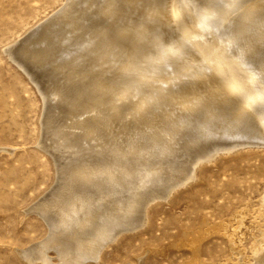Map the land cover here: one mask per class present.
I'll use <instances>...</instances> for the list:
<instances>
[{"label":"rangeland","instance_id":"rangeland-1","mask_svg":"<svg viewBox=\"0 0 264 264\" xmlns=\"http://www.w3.org/2000/svg\"><path fill=\"white\" fill-rule=\"evenodd\" d=\"M121 1L123 3L125 1L126 2L124 4L122 3L121 4L122 6H119L120 5L119 2H121ZM121 1L117 0V2L114 1L111 4H108V0H104V1L102 0V2H101V0H72V1L70 0L69 5H68L69 7L68 6L65 7L67 9V10L66 9L64 10L65 13L62 12L59 15L55 16V18L54 17L50 18L51 22L49 21L50 20L49 19L47 21V23H45V25L43 24L42 26H40V24L46 18H49L56 10L61 8V6L64 5V3L66 2V0H0V264H25L23 257L18 253L16 248H23V247L26 248L32 244H36L37 242H39L40 240H42L44 237L47 236L50 225L48 224L47 221H45V219L42 216L47 213L48 217H50L52 219L51 223H54V222L56 223L58 218L60 217L59 215H61V213L63 214V211H66L65 208L68 207L69 202L73 198L80 197V196L83 197L84 194H88L87 192L92 191L94 189V186L92 184L94 179H92V181L86 180L85 178H83L84 175H82L80 173L79 169H82V168L85 169L86 167H87L86 169H88V170L95 169L97 174H94V178H97V176L100 177V175L102 176V174H103L102 170H100V169H103L106 166L114 169L116 167V165L117 166L119 165L120 167L128 169V170H130V168L132 167L134 172H132V169H131L130 173L126 175V176L130 175V176L125 177V179L126 178L127 179L126 180L123 179V181L128 182L130 179L134 181V177L137 178L139 176L137 173H140L139 171H142L144 168V167H142V165H138V163L139 164L141 163V161H140L141 157H138L140 151L149 150L151 147L153 148V146L158 148V146L164 144L165 141L171 142V143H176L178 141L176 144H173V145H176V146L177 145L178 146L184 145L188 141L192 140V138L194 139L195 138L194 135L197 136V135L203 134L204 128H206L208 126H216L217 122H220L221 119L224 120L225 118H227L226 116H229L230 118H233V119L236 117V115L232 112L233 110H231L228 113L229 110H227L226 108L230 107L229 105L231 103L228 104V102H226V101H225L226 102L225 103L222 100L223 95L222 96L221 95L216 96V101L215 100L212 101V97H209V95H208L207 96L208 98L204 97L205 99L207 98L206 100L204 98H202V100H201L202 104L194 107L195 109L194 108H186V107H183L181 105V103L179 102V99L182 96V95H179L180 91L182 93L184 90L187 89L189 91H185V92H188L189 96L191 95V93L195 94V95H193L194 97L192 95L190 97H188L190 100H193L195 98V96H197V94L199 95L201 92L202 93L204 92V94L207 95V94L211 93L213 90V88L208 85V84H210L209 81H207L208 83L201 82L200 81L201 77H199V76L180 77L179 79L178 78L174 79V81H172V82L170 81V83H169L170 85H168V84L165 85L162 83V77H164L167 73H170V72L174 73L176 71H181L184 64L187 65L189 68H192V69L193 68L198 69L199 66H201V64H202L201 60L199 59L198 56H195V54H194V51L196 50L195 47L189 46L188 41H184L182 39V33L177 30L179 32L178 33L175 30L176 28L174 29V28L170 27L171 23H169L168 21H166V20L162 21V22L160 21L159 23L157 21L156 22H150L149 21L150 24H152V25L154 24V26H156V27L152 26L150 29H148L147 33L146 32H145L146 34L144 33L145 37H149L150 36L149 34L154 35L156 30L162 29V40H163V42H168L169 39L171 40V39L175 38L173 40L174 41L178 40L177 42L179 43V45L181 47L183 46L182 48H184V51L178 56L175 55V53H174V54L169 55L165 59H161L158 61L157 60L154 61L155 58L152 55L143 58L142 55L140 54V51H143L145 49L146 50H148V49L153 50L154 49L153 51L159 50L158 44L157 43L150 44L149 42L144 43V42H141L140 40H138V41L134 40L133 37H135V36H133V35H135V33L137 32L135 27L125 29V32L123 34H120V31H121V29H124L128 25V22L133 21V20L138 21L137 18H139V20H141V21L143 20V21L147 22L149 17L155 16V13L148 11L146 8H141L139 2L133 3V2H130L129 0H121ZM198 1L201 3L199 4V2H197V0H196V3H198V6L192 9V11L194 13L197 12L199 14L200 12H202L204 10L203 4H205L206 2L209 6H211V5H215V7L218 6V8H217L218 12L216 11L215 13H213V15H211L209 17V19L211 21L209 19H206L207 22L209 21L208 24L211 23L213 26L212 28L213 29L215 28V30H216V31L208 34V37H210L212 35L215 36L216 34L226 35L233 30V29L231 30L228 28H232L233 26H239V25L241 26L242 25V28L244 31H247V32L249 31L248 32L249 34L252 32L253 33L250 34V39L244 38L245 39L244 40L243 36H240V33L237 32L238 40L230 43V49L236 48L235 44H240V45L244 46L246 43L247 45H245L244 47H247L248 45H249L248 47H252L253 44H256L257 48L255 50L252 51V49H248V50H246L247 52L245 54L239 53V56L242 57L243 59H245L246 61H248V64L251 67H252V63L253 64L257 63V61H260V60H262L261 62H263V65H264V59H263L264 58L263 57L264 51L262 50V48L264 49V47H263L264 44H262V43H264V37H263L264 36V33H263L264 32V17H261V16H264V14H263L264 10L263 9L261 10V8L259 7L262 5L261 7L264 8V4H263L264 0L261 1L262 3L260 2L259 4H256V5L253 3L255 0H253V2H252V0H249L248 2H247V0H241V1L238 0L239 2L237 1L238 4H236L237 7L234 3H232V7L234 8V10H232L233 14L230 13V15H232L233 17L235 16V17L233 19H231L232 16L229 17V19H227L228 24L226 21H225V23L222 24L219 20L220 11L226 5V2H225L226 0H224V2H223V0L222 1L216 0V2H215V0H213V1L212 0H207V1L206 0H198ZM245 2H246V4H245ZM78 3H79V5H78ZM222 3H223V5L224 4L225 5L223 6ZM251 3H253V5ZM80 4H81V6H80ZM241 4H242V6H239ZM114 5H116V6H114ZM130 5H132V7H130ZM247 5L249 7L248 10L245 9V7H247ZM95 6H97V7H95ZM220 6L221 7L223 6V7L221 8ZM124 7H128V9L125 8L126 9L125 10ZM135 7H137V8H135ZM254 7L255 8L257 7L258 10H257V8L254 9ZM81 8H82V10H79ZM97 8H100V9H97ZM120 8H122L123 10H121ZM250 8H253V9H250ZM118 9H120V10L118 11ZM143 9H144V11H143ZM96 10H97V12H95ZM128 10L130 12L129 14L127 13ZM106 11H108L109 13H107ZM120 11L124 12V14ZM248 11L249 12L254 11L255 13L254 12L249 13ZM85 12H87V14ZM165 12L164 13L167 15L168 11L165 10ZM242 12L244 14V17L247 15L246 18H244L243 15L241 16ZM260 12L262 14H260ZM116 13H117V15L118 14L119 15L117 16ZM256 13L257 14L259 13V14L257 15ZM127 14H128V16H127ZM185 14H186L185 16L187 17L188 12L186 11ZM98 15L100 16V18ZM137 15H139V16L137 17ZM255 15H257L259 18L261 17L260 20ZM77 16H78V18H77ZM116 16H117V18H115ZM134 18H136V19H134ZM143 18H145V19H143ZM247 18H249L251 21ZM251 18L254 21H252ZM59 19H62V20H59ZM235 19H237V20H235ZM201 20H203V19H201ZM230 20H232V21H230ZM246 20L248 22H246ZM237 21H238V23H237ZM262 21H263V23H261ZM62 22H64V25ZM79 22H80V24H79ZM244 22H246V23H244ZM65 23H67V25L69 27ZM69 23H70V25H69ZM258 23H259V26H258ZM58 24H60V25H58ZM83 24L86 26H84ZM220 24H222V26H220ZM87 25L88 26L92 25L93 27L95 25V27L94 28L92 26L88 27ZM162 25L166 29L163 28ZM225 25H226V28H225ZM256 25L258 26V28ZM76 26H78V27H76ZM106 26H108V27H106ZM137 26H138V24L136 25V27ZM240 26H239V28H240ZM87 27H88V31H87ZM109 27L112 29H110ZM157 27H159V28H157ZM261 27H262L263 31H262ZM67 28L68 29L70 28L69 29L70 32ZM83 28L85 29V31L83 30ZM107 28H108V30H107ZM249 28H250V30H249ZM225 29H226V31H225ZM166 30H168V31L166 32ZM41 31H43V32L41 33ZM65 31H67V32H65ZM96 31L98 32V34ZM56 32H58V33H56ZM106 32H108V33H106ZM152 32H153V34H152ZM260 32H262V33H260ZM166 33H169L170 35L169 34L166 35ZM214 33H216V34H214ZM52 34L54 35V37L55 36H57V37L54 38L52 36ZM79 34H81V35H79ZM88 34H89V36H88ZM92 34H93V36H92ZM128 34H129V36H128ZM45 35H46L47 39L44 37ZM130 36H132V37L130 38ZM164 36L167 38H165ZM32 37H34L35 39ZM42 37H43V42L41 39ZM62 37L65 38V41L62 40L63 39ZM109 37L112 39H110ZM39 38H40V41H39ZM72 38H74L76 40H74ZM77 38H79L81 40L78 39V41H77ZM106 38L108 40H106ZM50 40L52 43L49 42ZM58 40H60V41H58ZM70 40H72V43ZM86 40H88V41H86ZM125 40H127V41L123 42ZM76 41H77V43H76ZM80 41H81V43H80ZM120 41H121V43H120ZM239 41H240V43H239ZM241 41H243V43ZM39 42H41V43H39ZM44 42H45V45H44ZM69 42L71 44V47H70ZM93 42H95V43H93ZM42 43H43V45H42ZM57 43H61V45L57 44ZM78 43H80V45H82V47ZM16 44H18V45L16 46ZM65 45H66V47H64ZM97 45L98 46L100 45L101 47L100 46L98 47ZM115 45L118 48H116ZM33 46H35L36 48ZM43 46H45L47 48L44 47V49H43ZM72 46H74V47H72ZM113 46L116 49H114ZM78 47H81V49ZM109 47H110V49H108ZM111 47H112V49H111ZM185 47H187V49ZM52 48H54V49H52ZM68 48H70V49H68ZM32 49H33V51H32ZM77 49L80 51H78ZM131 49L133 50V53H132ZM38 50L40 51V53ZM56 50H58V51H56ZM93 50H94V52H92ZM106 50H108V51L111 50V51L108 52ZM115 50H117V51H115ZM76 51H78V52H76ZM83 51H84V53H83ZM43 52L45 53V55ZM97 52H98V54H97ZM192 52H193V55H191V56H193V57H191V58L195 57V60L191 61V59H189V61H188V58L190 57L189 54ZM52 53H53V55L50 56ZM55 53H57L59 56ZM82 53L86 54L87 56L85 55L86 56L85 57ZM102 53H103V55H102ZM114 53H117V54H114ZM113 54L115 55V57ZM124 54H126V55H124ZM127 54H129V55H127ZM137 54H139V55H137ZM23 55H24V57H23ZM109 55H110V57H109ZM132 55L135 57H133ZM245 55H247V56H245ZM20 56H21V58H20ZM79 56H81V58ZM258 56H260L261 58ZM82 57H84V58L82 59ZM122 57H124V58L122 59ZM130 57L131 58L133 57V59H131V61H130ZM247 57H249V58H247ZM255 57L258 58L257 61L256 60L254 61L252 59ZM28 58H30V59H28ZM57 58H58V60H56ZM117 58H120V60H118ZM26 59H28V60H26ZM94 59H96V60H94ZM124 59H126V60H124ZM121 60L125 61V63L122 62ZM33 61L36 63H34ZM41 61H42V63H41ZM83 61H86V62L83 63ZM95 61H96V64H95ZM135 62H136V64H134ZM25 63L27 65V67L25 66ZM91 63L93 65H91ZM104 63L111 66V68L107 65L105 66ZM138 63H140V64H138ZM63 64H65V65H63ZM74 64H77V65L75 66ZM99 64H101V65H99ZM72 65H73V67H72ZM78 65H80L81 67ZM83 65L85 67H83ZM94 65L96 67V70H95ZM117 65H119V66H117ZM123 65L125 67H123ZM40 66H41V68H40ZM65 66H68V67H65ZM77 66L80 68H78ZM91 66H92V68H91ZM135 67L137 68V70L138 69L139 70L136 71ZM84 68H87V69H84ZM133 68L135 71L133 70ZM172 68H175V70L174 69L172 70ZM41 69H43V70H41ZM34 70H36V71H34ZM66 70H67V72H66ZM140 70L151 71V72L156 73V75L154 77L139 78V76H137V75H138ZM46 71L48 73H46ZM58 71H60V72L62 71V72L60 73ZM89 71H91V72H89ZM110 71H111V73L112 72L113 73L115 72V73L111 74ZM124 71H126L125 74H124ZM133 71H134V73H133ZM218 71L222 73L223 70L219 69ZM86 72L88 73L89 76L87 75ZM83 73H84V75H83ZM257 73L261 74V75L263 74V77H264V69H262V68L257 69ZM38 74H40V76H38ZM80 74H82V75H80ZM41 75H43V77ZM53 76H56V78ZM66 76L67 77L69 76V77L66 79ZM73 76H74V79H72ZM82 76H83V78H81ZM92 76L94 77V80L90 81V79H93ZM108 76H109V78H108ZM117 76H119V77H117ZM122 76H124V78ZM89 77H90V79H89ZM106 78H108V79L105 80ZM47 80H48V82H47ZM74 80H76V81H74ZM83 80L84 81L87 80V81L84 82ZM88 80L90 81L89 82L90 84H88ZM111 80L113 83H110ZM116 80H118L117 81L118 83L116 82ZM125 80L127 82L128 81L129 82L125 83ZM133 80L135 82L137 81L136 82L137 84H135V82H133ZM131 81L133 82L132 84H130ZM51 82L52 83L56 82V83L52 84ZM92 82H94V83H92ZM102 82H104L105 84ZM106 82L108 85L106 84ZM115 82L117 83L116 85H115ZM188 83H189V85H188ZM54 84H56V85H54ZM111 84H114V86L113 85L111 86L112 89L110 88ZM127 84L128 85L130 84L132 86L131 87H130V85L127 86ZM182 84H183V86H182ZM75 85H76L77 90H75ZM104 85H105V87H103ZM123 85H125V86H123ZM151 85H153V87ZM162 85L165 86V90H164L165 94L163 93L162 95H160L159 96L160 98L158 97L157 99H153V95H155L158 92L157 90H159V88H160L159 86H162ZM46 86H47V88H46ZM66 86H69V87L67 88ZM90 86H91V88H90ZM97 86H99V88ZM106 86H108V88ZM135 86L140 87V88H137ZM156 86L158 87V89ZM166 86L168 88H166ZM173 86H174V88H173ZM96 87L98 88V90L96 89ZM151 87L154 89H152ZM103 88H105V89H103ZM115 88H116V90H114ZM133 88L134 89L137 88L139 92L137 91V89L133 90ZM141 88H143V89H141ZM178 88H181V89H178ZM190 88H191V90H190ZM40 89H41V91H40ZM52 89H54V90H52ZM94 89H95V91H94ZM144 89H145V91H144ZM146 89H148V90H146ZM172 89H174V90H172ZM182 89H183V91H182ZM192 89L196 90L195 92L197 94L195 92H193ZM140 90L141 91L143 90L144 92L142 93ZM50 91H51V93H50ZM82 91H84L85 93ZM99 91L102 92V93H100L102 96L104 95L105 92H106V94L103 97H101L99 94ZM103 91H105V92H103ZM107 91H109L108 92L109 94L107 93ZM126 91H128V92L126 93ZM147 91H149L151 93H148ZM199 91H201V92H199ZM96 92H98V93H96ZM131 92H133V93H131ZM46 93H48V94H46ZM57 93L59 95H54ZM139 93H140V95H138ZM144 93L147 94L148 96L145 95ZM50 94H52V95H50ZM142 94L144 96H146L147 98L144 97ZM47 95H50V96H47ZM69 95H70V97H69ZM79 95H81V96H79ZM176 95H177V97H176ZM72 96L74 98H72ZM93 96H95V97H93ZM96 96H98V97H96ZM110 96L113 97L114 99L111 98ZM120 96H121V98H120ZM137 96H140V97H137ZM172 96H174V97H172ZM104 97L105 98L107 97V99H104ZM143 97L146 99L145 102H141V99L145 100ZM55 98H56V100H55ZM137 98L138 99L141 98V99L137 100ZM162 98L163 99L165 98V99L163 100ZM210 98H211V100H210ZM48 99H50V100H48ZM66 99H68V100H66ZM74 99H75V101H74ZM91 99H92V101L94 99V101L92 102ZM147 99L150 101V104H148L149 101H147ZM86 100L89 101V103ZM107 100H108V102H107ZM156 100L158 102H156ZM207 100H209V101H207ZM49 101H52V102H49ZM98 101H99V103H98ZM133 101L136 102L135 105L137 104V107H134L135 105L133 106V103H134ZM166 101H168V103ZM203 101H204L205 105L203 104ZM70 102H73V103H70ZM79 102H80V104H79ZM111 102L114 104H112ZM171 102H173V103H171ZM175 102H177V103L175 104ZM93 103H94V105H93ZM107 103L110 107L107 105ZM118 103L120 104V106ZM152 103H154V104H152ZM83 104H86V105H83ZM125 104L128 106L126 107ZM130 104H131L132 108H131ZM141 104L143 105V108H142ZM155 104H157V108H159V109L161 108L162 110L160 109L161 111L157 112V110H159V109L156 108ZM165 104H166V107H165ZM172 104L175 107H173ZM92 105L94 106L93 108H92ZM116 105L119 107H117ZM121 105L122 106L125 105L124 106L125 109ZM159 105L160 106L162 105L165 108H163L162 106L159 107ZM222 105H223V107H222ZM227 105H228V107H227ZM84 106L86 109L84 108ZM169 106H170V108H169ZM210 106L214 109H212ZM176 107L178 109H176ZM179 107H180V109H179ZM203 107L205 108V110L203 109ZM50 108H51V110H50ZM52 108H53V110H52ZM117 108L119 109V111ZM120 108H122V110H125V111H122ZM127 108L128 109L131 108V111L133 110V112H131L130 110H129L130 112H128ZM154 108H156L157 110ZM173 108H175V109H173ZM83 109H84L85 113H84ZM138 109L143 114L140 113L138 111ZM148 109H150L151 112ZM202 109L205 111L204 114H203ZM95 110L97 112H95ZM126 110H127V112H126ZM168 110H170V111H168ZM180 110L181 111L183 110V111L181 112ZM197 110H198V113H197ZM117 111L119 113H121V112L122 113L119 114V113H117ZM144 111H146L147 113ZM154 111H155V113H154ZM165 111H167V112H165ZM177 111H180V112H177ZM208 111H210V113L216 112V114H214L216 116L213 117V115H212V117H208L210 119L207 120V118H204V117H206V113H208ZM48 112L51 114L47 115ZM104 112H106V113H104ZM125 112H126V114L123 117ZM152 112L156 115H157V113H158V115H160L159 117H158V115L156 116V117H158V120L155 117V115H152V117H151ZM199 112H201V113H199ZM59 113H60V116L58 115ZM67 113H68V115H67ZM71 113L73 116L71 115ZM94 113L96 114V116ZM97 113H99V114H97ZM138 113L140 115H138ZM159 113H162L163 116H161V114H159ZM176 113H178V114H176ZM146 114L148 117V123H147ZM165 114H166V117L164 116ZM186 114H188L189 117L186 116ZM190 114H192V117L190 116ZM228 114H230L231 116ZM133 115H135V116H133ZM169 115H170V118H169ZM119 116H121L120 117L121 119H119ZM126 116L129 120H131L132 117H133L132 120H134L138 116H140L139 117L140 119L136 118L133 122L131 120L132 123L130 124V122L127 118L126 119L128 120L129 123L127 121L125 122L126 119L124 120V118ZM181 116L184 117L183 120H182ZM223 116H224V119L222 118ZM69 117H71L72 119ZM99 117H101V119ZM105 117H107V118H105ZM164 117H165V119H164ZM46 118H48V119H46ZM56 118H58V119H56ZM122 118H123V120H122ZM151 118L152 119L154 118L155 119V120L153 119L154 121L157 120L158 123L152 121ZM173 118H174V120H173ZM192 118H194L195 120L194 119L191 120ZM202 118H204L205 120ZM240 118L244 119L245 116L241 115ZM73 119L76 121H78V120H80V121L75 122ZM137 119L140 120L142 122V124L139 123V125L137 126L136 124H138V122H139ZM167 119H168V121H166ZM178 119H180V120H178ZM214 119H216V121ZM52 121H53V123H51ZM113 121L115 123H113ZM118 121H119V123H118ZM120 121H122V122H120ZM149 121H151L152 127L149 125V123H150ZM176 121L178 123H174ZM48 122H50L51 125ZM160 122H161V125H160ZM206 122H209V123H206ZM211 122H212V124H211ZM69 123H70V125H69ZM76 123L77 124L81 123V124L77 125L78 126L77 127V126H75ZM120 123H123V125L120 126L119 125ZM127 123L130 126L133 124L134 126H136V129H134L133 125L130 127ZM173 123L176 127L173 125ZM204 123L206 124V126ZM47 124H48V126L46 127ZM62 124H64V125H62ZM116 124L120 126L119 127L120 131H119V129H116L118 127V126L116 127ZM124 124H127V125H124ZM184 124L185 125L187 124V126H190V127H187ZM197 124L199 125L198 127H197ZM55 125H58V126L55 128L54 127ZM100 125H102V126H100ZM141 125H142V127L143 126L145 127V130L143 129L144 127L141 129ZM154 125L156 127L158 125L159 126V127H157L158 129ZM165 125H166L167 129H169V131L165 128ZM71 126H73V127H71ZM79 126H81V127H79ZM124 126H126L125 129L128 126L127 130L130 129V131L125 130ZM139 126H140V129L138 128ZM146 126H148V127H146ZM168 126H169V128H168ZM179 126H180V128H179ZM48 127L50 129H52V128L53 129L50 130ZM63 127H64V129H63ZM87 127H88V129H87ZM171 127H173V128H171ZM47 128H48V132H47ZM111 128L112 129L115 128L116 130L115 129L114 130L116 131V133L114 130H111ZM121 128H122V130H121ZM146 128L149 129V131L147 130L149 132L148 134L146 133L147 132ZM152 128H153V131H151ZM164 128L167 131L166 132L164 130V132L167 134H165L163 132ZM77 129L79 130L78 132H77ZM161 129H162V131H160ZM136 130L139 133V135L136 132ZM140 130L141 131L143 130V134L141 133ZM154 130L156 131L157 135H154V137H152L153 139L152 138L150 139V137L153 136V134H155ZM194 130H196V131H194ZM57 131L60 133H57ZM61 131H64V132H62L63 134L61 133ZM117 131H119V132H117ZM133 131H135V132H133ZM144 131H145V133H144ZM228 131H230V130H228ZM228 131H223V130L221 131L220 130L219 134L217 136H220V137L222 136L226 139L225 136H227L226 134H228L227 133ZM53 132H56L58 135L56 133L54 134ZM91 132H92V135H91ZM128 132H130L129 135H128ZM157 132L159 133V135ZM70 133H71V135H70ZM189 133L190 134L192 133V134L190 135ZM46 134H47V138H46ZM82 134H85V135H82ZM131 134H133V135H131ZM172 134H173V136H172ZM180 134H182V135H180ZM184 134H186V135L184 136ZM223 134H224V136H223ZM241 134L245 138L248 136L249 137L252 136V138H253L255 135H256V137H254L255 138L254 142L246 143V144H240V145H238L232 149H228V150H226V149L223 151L219 150L215 154L211 155L210 158L208 156L207 157L208 159L205 158V159H203V161H200L197 164V166L195 167L194 176L190 177L191 179L189 178L190 180L189 179H187L186 181L184 180L185 183L184 182L180 183L176 187V189L172 193H170V195L169 194L167 195V197H162V198L160 197V198L154 199L149 204V206L147 208V219L142 225L136 226V228L135 227L134 228H128L127 230L125 229L124 231H122L113 241L107 242V244L104 246V248L102 249V251L100 253V257L97 258L98 259L97 261H96V259H93V258L91 259V257L90 258L87 257L84 260V264H225V262H226V264H232L233 262H238V264H247V263L248 264L249 263L250 264L251 263L256 264V262H257V264H259L258 262H259V259L261 257H262L261 259L264 262V256L262 255V254H264V249L261 250V252H262L261 254H258V255H260L259 258L257 255H256L257 257L255 256L253 251L251 252V245L252 244L259 245L258 244L259 242H261V243L264 242V233H263L264 232V206H261V201L264 200V142L263 143L261 142V139L259 138L258 132L253 134V133H249L247 131H242ZM50 135H52V136L54 135L53 137L51 136L52 138L50 137L52 139V141L49 138ZM75 135L77 137H75ZM134 135H136V136H134ZM137 135L139 137L140 136H142V137L139 138ZM96 136L98 139L96 138ZM170 136H172V137H170ZM181 136L183 137V139H181L182 138ZM59 137H61V138L63 137L62 138L63 140ZM135 137H137V138H135ZM169 137L172 139H170ZM178 137L180 140H178ZM58 138H59V140H58ZM85 138H86V140H85ZM124 138H126V139H124ZM160 138L163 141L160 140ZM44 139H49V140L47 141ZM76 139H78V141H76ZM139 139H141V140H139ZM156 139H157V141H155ZM188 139H190V140H188ZM123 140L125 141L124 143H123ZM133 140H134V142H132ZM152 140L154 142L153 144L151 143ZM169 140H174V141L172 142ZM181 140H183L184 144L182 143ZM53 141L57 143V144H53L54 147H53V145H50V144H52ZM96 141H98V142H96ZM42 142L44 144L42 146H44V147L41 146ZM47 142H49L48 143L49 145L47 144ZM100 142H102L103 146L100 144ZM119 142H121L122 145ZM255 142H257V143H255ZM66 143H67L68 147L71 146V148H68L66 146L67 150L68 149L71 150L73 147H75V149H73L72 151L68 150L70 153L67 150L62 149V148H60V150L57 149L58 150L57 154L60 153V151H61V154H58V156H60V155L61 156L58 158L57 154H54V153H56L57 150L56 151L53 150L54 151L53 152L52 148L55 149V146H57V145L59 147L60 146L63 147L64 145H66ZM72 143H73V145H72ZM85 143H86V145H85ZM88 143H90L89 144L90 146L88 145ZM93 143H95L96 146L93 145ZM96 143H98L100 145H98ZM125 144H129L128 147L130 146V148H128L127 145H125ZM150 144L153 146H150ZM157 144H159V145L157 146ZM131 145L135 149L139 148V149H137L138 151L137 150L135 151L137 153H134L135 149L134 148L132 149ZM194 145H196V144H194ZM83 146L85 149L83 148ZM87 146H88V148H86ZM123 146L126 147V149L123 148ZM46 147H48V148H46ZM66 147H63V148H66ZM79 148L81 149V151ZM156 148H155V150H156ZM92 149H94V150H92ZM97 149H98V151H97ZM64 150L67 152H65ZM115 150H116V152H115ZM131 150H133V151H131ZM86 151H89V152L91 151V152L89 154H87L88 152H86ZM99 151H101V152H99ZM126 151H128V152H126ZM71 152L72 153L74 152V153L72 154ZM66 153H68V154L66 155ZM74 154H75V156H74ZM119 154H120V156H119ZM196 155H199V154H196ZM65 156H67V158ZM68 156H71L70 159H68L69 158ZM81 156H82V158H79ZM61 157H65L62 159H63L66 167L63 166L62 159H60ZM72 157H73V159H72ZM127 157H129V158L127 159ZM74 158H75V160L77 158V161L78 160L79 161L75 162ZM103 159H104V161H102ZM124 159H125V161H124ZM71 160L73 162H71ZM136 160H139L140 162H137ZM65 162H67V163H65ZM134 162H135V164H134ZM66 164H68V168H67ZM84 164L86 165L85 167H84ZM130 164L131 165L133 164L134 166L138 165L137 167L139 168V170H137V167H135L136 168V170H135L134 166L133 165L130 166ZM72 165H73V167H71ZM99 165L101 167H98ZM69 166L71 167L70 170H69ZM97 168H98V170H97ZM63 169L68 174L64 175L65 172L63 173ZM72 169H73V171H72ZM67 170H68V172H67ZM57 171H58V174H57ZM70 172H71V174H70ZM72 174L76 175V177ZM57 175H58V179L56 178ZM67 175H69L70 177L68 176V178H67ZM63 179L68 183V185L71 184V186L70 185L66 186L67 183ZM68 179H70L71 181ZM60 180H63L64 182H62ZM59 182H62L63 185H62V183H61V186L58 185ZM69 182H72V183H69ZM114 182H116V181H113L112 183H114ZM54 187L55 188L57 187L56 193L60 195V198L62 197L61 199L59 198L56 201V203L58 204V202L60 201L59 202L60 205L63 207L65 206L64 208L58 206L55 203V201L53 200V198H54L52 196L53 194L51 195L50 192H52L51 190ZM62 187H64L63 188L64 192L62 191V193H61V191H59V190H62ZM82 189L86 190V193ZM68 190H69V192H68ZM77 191H80L82 194L80 192H77ZM70 193L72 196L70 195ZM76 193L78 196L76 195ZM262 197H263V199H262ZM64 198H65V200H64ZM62 201L64 203L66 202L65 203L66 205ZM237 221H241L242 223H240V225L237 229V233L234 237V240L236 239L235 243L237 244V247H235V249H233L234 250V252H233V250L229 246V242H228L227 237L224 236L223 230H225V228H227V227L232 229V226L238 225ZM220 223H224L225 228L222 227L221 225H219ZM226 224H228V225H226ZM237 239H240V240L238 241ZM257 241H259V242H257ZM237 242L238 243L240 242V245ZM54 243L52 245L49 244L48 245L49 247L48 246L46 247L47 250L45 248V250H46L45 252H46L47 256L51 257V258L48 257L49 261L46 264L62 263L60 258H58V256H59L58 254H60L59 251H61L62 247H63L62 242H60L61 244L58 243L57 245H56L57 242H54ZM58 245H61V248ZM253 246L254 245H252V250H253ZM261 246H263V248H264L263 244ZM236 249L238 250V252H236L237 251ZM57 252H59V253H57ZM194 252L197 253V257L201 260L200 262L194 258V256H193ZM231 252H232V254H231ZM241 252H242V254H241ZM236 253H238V254H236ZM251 254H252V256H250ZM254 256L256 258H254ZM240 257H243V258H240ZM58 259L60 261H58ZM254 259H256V261ZM261 259H260V264H264ZM241 260H244V262Z\"/></svg>","mask_w":264,"mask_h":264},{"label":"bare ground","instance_id":"bare-ground-1","mask_svg":"<svg viewBox=\"0 0 264 264\" xmlns=\"http://www.w3.org/2000/svg\"><path fill=\"white\" fill-rule=\"evenodd\" d=\"M72 1V0H71ZM104 1V0H103ZM114 1H116L117 2V0H108V4H111V3H113ZM119 1V0H118ZM121 1V0H120ZM130 2H139V4H140V7L141 8H146L148 11H150V12H153V13H155V16H153V17H149L148 18V21L147 22H145V21H141V20H139V18H137L138 19V21H135V20H133V21H130V22H128V27L126 26L124 29H121V31H120V34H123L124 32H125V29H128V28H133V27H135L136 28V30H137V32L135 33V35H133V36H135V37H133L134 38V40H136V41H138V40H140L141 42H149L150 44H154V43H157L158 44V46H159V50H156V51H153L152 49H148V50H143V51H140V54L142 55V57L143 58H145V57H148V56H150V55H152V56H154V61L155 60H161V59H165L166 57H168L169 55H171V54H174L175 53V55H180L183 51H184V48H182L180 45H179V43L177 42L178 40H176V41H174L173 39H175V38H173V39H169L168 40V42H163V40H162V29H158V30H156L155 31V34L154 35H151V34H147L149 37H145V34L147 33V30L148 29H150L152 26H154V24L152 25V24H150V22H162V21H168L169 23H171V26L170 27H172V28H176L175 30H176V32H178V31H180L181 33H182V39L184 40V41H188V44H189V46H191V47H195V51H194V54H195V56H198L199 57V59L201 60V66H199V68L198 69H192V68H189L187 65H185L184 64V66L182 67V70L181 71H176V72H174V73H167L164 77H162V83L163 84H165V85H170L169 83H170V81L172 82V81H174V79H179L180 77H190V76H199V77H201V79H200V81L201 82H205V83H208L207 81H209V83L210 84H208L209 86H211L212 88H213V90H212V92L211 93H209V94H204V92L202 93L201 91H199V92H201L199 95L195 92L196 90H193V92H195L196 94H197V96H195V98L193 99V100H190L188 97H190L191 95L193 96V95H195V94H192L191 93V95L189 96L188 94V92H185V91H189V90H184L183 91V89H182V93H181V91H180V94L179 95H182L181 96V98L179 99V102L181 103V105L183 106V107H186V108H194V107H196L197 105H200V104H202L201 103V100H202V98H204V97H207L208 95H209V97H212V101H216V96H218V95H223V97H222V100L225 102H228V104L229 103H231L229 106L230 107H228V105H227V107L228 108H226L227 110H229L228 111V113L231 111V110H233L232 112L236 115V117L233 119V118H230L229 116H226L227 118H225L224 119V116L222 117L224 120H222L221 119V121L220 122H217V124H216V126H208V127H206V128H204L203 129V134H200V135H194V139L192 138V140H190V139H188V140H190V141H188L186 144H184L183 143V140H181L182 141V143L184 144V145H180V146H176V145H173V144H176V143H171V142H166L165 141V143L164 144H162V145H160V146H158L159 144H157V146H158V148H156V147H154L153 145H151L150 144V146H153V148L151 147L149 150H142V151H140L139 152V155H138V157H141L140 158V161H141V163L139 164L138 163V165H142V167H144L143 168V170L142 171H139L140 173H137L138 175V177L136 178V177H134V181L133 180H127L128 182H124L123 181V179H125V177H128V176H130V175H128V176H126L127 174H129L130 173V170L132 169V167L130 168V170H128V169H125V168H122V167H120L119 165L117 166L116 165V167L113 169V168H111V167H105V168H103V169H100V170H102V176L100 175V177L99 176H97V178H94V174H97L96 173V170L95 169H92V170H88V169H84V168H82V169H79L80 170V173L82 174V175H84V177L83 178H85L86 180H88V181H92V179H94L93 180V186H94V191L92 190V191H89V192H87L88 194H84V196L82 197V196H80V197H76V198H73L70 202H69V205H68V207H66L65 209H66V211H63V214L61 213V215H59L58 217V220H57V222L55 223H51V218L50 217H48V214L46 213V214H44L42 217L45 219V221H47L48 222V224L50 225V227H49V231H48V234H47V236L46 237H44L42 240H40L39 242H37L36 244H32V245H30V246H28V247H26V248H16V250L18 251V253L23 257V259H24V261H25V264H46L48 261H49V258L48 257H50V256H47V254H46V250H47V246L49 245V244H53L54 242H57L56 243V245L58 244V243H60V242H62V250L61 251H59L60 252V254H58L59 256H58V258H60V260H61V262L62 263H59V264H84V260L87 258V257H91V259L93 258V259H96V261L98 260L97 258H99L100 257V253H101V251H102V249L104 248V246L107 244V242H109V241H113L122 231H124L125 229L127 230L128 228H136V226H140V225H142L145 221H146V219H147V208H148V206H149V204L154 200V199H157V198H162V197H167V195L169 194L170 195V193H172L175 189H176V187L180 184V183H183L184 182V180L186 181L187 179H189L190 177H192V176H194V173H195V167L197 166V164L200 162V161H203V159H205V158H207L208 156H209V158H210V156L211 155H213V154H215L217 151H219V150H228V149H232V148H234V147H236V146H238V145H240V144H246V143H251V142H254V137H256V135L252 138V136H248V137H244V136H242V131H247V132H249V133H253V134H255L256 132H258V135H259V138L261 139V142L263 143L264 142V77H263V74L261 75V74H258L257 73V69H264V65H263V62H261L262 60H260V61H257V57H255V58H252L254 61L256 60L257 61V63H252V67L251 66H249V64H248V61H246L245 59H243L242 57H240L239 56V53H242V54H245L247 51L246 50H248V49H252V51L253 50H255L257 47H256V44H253L252 45V47H244L245 45H247L245 42V45L244 46H242V45H240V44H235L236 45V48H231L230 49V43L231 42H235V41H237L238 40V36H237V32H239L240 33V36H243V39L244 38H247V39H250V34H252V33H248L247 31H244L243 30V28H242V25L240 26V28H239V26H233L232 28H228V29H233L230 33H228V34H226V35H221V34H216V33H214V34H216L215 36L214 35H212V36H210V37H208V34H210V33H212V32H214V31H216L215 30V28L213 29L212 27V24L211 23H209L208 24V22H207V20L206 19H209V17L211 16V15H213V13H215L216 11L218 12V6L217 7H215V5H211V6H209L208 4H207V2L205 3V4H203L204 5V10L202 11V12H200L199 14L196 12V13H194L193 11H192V9L193 8H195V7H197L198 6V3H196V0H129ZM207 1V0H206ZM213 1V0H212ZM218 1H220V0H218ZM217 1V2H218ZM222 1V0H221ZM237 1L238 0H226L225 2H226V5L224 6L223 5V3H222V5L224 6H220L221 8H222V10L220 11V15H219V20H220V22L223 24V23H225V21L227 22V19H229V17H231L232 15H230V13H232L233 14V12H232V10H234V8L232 7V3H234L235 5L236 4H238L237 3ZM241 1V0H240ZM249 0H247V2H248ZM262 0H255L254 2H253V0H252V2L256 5V4H259L260 2H261ZM69 2H70V0H66V2L64 3V5H62L61 6V8H59L58 10H56L49 18H46L41 24H40V26H42L43 24L45 25V23H47V21L50 19V18H55V16H57V15H59L60 13H62V12H64V10L66 9L65 7L66 6H68L69 5ZM80 2V1H79ZM85 2V1H84ZM101 2H102V0H101ZM126 2V1H125ZM124 2V3H125ZM128 2V1H127ZM197 2H199L198 0H197ZM215 2H216V0H215ZM223 2H224V0H223ZM239 2V1H238ZM72 3V2H71ZM91 3V2H90ZM89 3V4H90ZM105 3V2H104ZM123 2L121 1V2H119V6H122L121 4H122ZM123 3V4H124ZM201 2H199V4H200ZM244 3V2H243ZM253 3H251L252 5H253ZM262 3V2H261ZM95 4V3H94ZM101 4V3H100ZM107 4V5H108ZM115 4V3H114ZM127 4V3H126ZM217 4V3H216ZM233 4V5H234ZM245 4H246V2H245ZM248 4V3H247ZM264 4V3H263ZM77 5V4H76ZM78 5H79V3H78ZM117 5V4H116ZM116 5H114V6H116ZM221 5V4H220ZM250 5V4H249ZM251 5V6H252ZM261 5V4H260ZM80 6H81V4H80ZM139 6V5H138ZM137 6V7H138ZM239 6H242V4L241 5H239ZM246 6V5H245ZM250 6V7H251ZM262 6V5H261ZM261 6H259L260 8H261V10L263 9L264 10V8H262ZM69 7V6H68ZM73 7V6H72ZM76 7V6H75ZM95 7H97V6H95ZM106 7V6H105ZM113 7V6H112ZM129 7V6H128ZM128 7H124V9L125 8H127L128 9ZM130 7H132V5H130ZM137 7H135V8H137ZM232 7V8H231ZM236 7H237V5H236ZM244 7V6H243ZM77 8V7H76ZM83 8V7H82ZM82 8L81 9H79V10H82ZM88 8V7H87ZM257 8V7H256ZM255 7H254V9H256ZM75 9V8H74ZM86 9V8H85ZM97 9H100V8H97ZM102 9V8H101ZM121 10H123L122 8H120ZM120 9H118V11L120 10ZM140 9V8H139ZM198 9V8H197ZM220 9V8H219ZM245 9H249V7H248V5H247V7H245ZM250 9H253V8H250ZM67 10V9H66ZM77 10V9H76ZM90 10V9H89ZM92 10V9H91ZM111 10V9H110ZM126 10V9H125ZM165 10H167L168 11V14L166 15L165 13ZM195 10V9H194ZM257 10H258V8H257ZM256 10V11H257ZM94 11V10H93ZM92 11V12H93ZM100 11V10H99ZM112 11V10H111ZM117 11V10H116ZM115 11V12H116ZM143 11H144V9H143ZM146 11V10H145ZM186 11L188 12V14H187V17L185 16L186 14ZM255 11V10H254ZM254 11H252V12H254ZM95 12H97V10L95 11ZM107 13H109L108 11H106ZM120 12H122V11H120ZM139 12V11H138ZM165 12V13H164ZM249 12V11H248ZM251 12V11H250ZM249 12V13H250ZM251 12V13H252ZM65 13V12H64ZM86 14H87V12H85ZM123 14H124V12H122ZM121 13V14H122ZM128 14L130 13L129 12V10H128V12H127ZM133 13V12H132ZM137 13V12H136ZM255 13V12H254ZM67 14V13H66ZM70 14V13H69ZM79 14V13H78ZM128 14H127V16H128ZM140 14V13H139ZM257 14V13H256ZM259 14V13H258ZM257 14V15H258ZM260 14H262L261 12H260ZM263 14H264V12H263ZM68 15V14H67ZM66 15V16H67ZM81 15V14H80ZM116 15H117V13H116ZM119 15V14H118ZM117 15V16H118ZM126 15V14H125ZM243 15V17H244V14H243V12H242V14H241V16ZM254 15V14H253ZM257 15H255V16H257ZM65 16V15H64ZM63 16V17H64ZM74 16V15H73ZM79 16V15H78ZM78 16H77V18H78ZM99 16V15H98ZM104 16V15H103ZM115 16V15H114ZM117 16L115 17V18H117ZM130 16V15H129ZM139 15H137V17H138ZM144 16V15H143ZM247 16V15H246ZM246 16L244 17V18H246ZM260 16V15H259ZM68 17V16H67ZM80 17V16H79ZM145 17V16H144ZM216 17V16H215ZM218 17V16H217ZM235 17V16H234ZM233 16L231 17V19H233L234 18ZM261 17H264V16H261ZM260 17V18H261ZM81 18V17H80ZM79 18V19H80ZM99 18H100V16H99ZM112 18V17H111ZM127 18V17H126ZM257 18L260 20V18L257 16ZM57 19V18H56ZM63 19V18H62ZM62 19H59V20H62ZM86 19V18H85ZM124 19V18H123ZM134 19H136V18H134ZM142 19V18H141ZM143 19H145V18H143ZM201 19H203V20H201ZM247 19H249V18H247ZM252 19V18H251ZM81 20V19H80ZM108 20V19H107ZM129 20V19H128ZM131 20V19H130ZM210 20V19H209ZM218 20V21H219ZM235 20H237V19H235ZM250 20V19H249ZM262 20V19H261ZM50 22H51V19L49 20ZM75 21V20H74ZM73 21V22H74ZM77 21V20H76ZM104 21V20H103ZM109 21V20H108ZM150 21V22H149ZM211 21V20H210ZM216 21V20H215ZM230 21H232V20H230ZM251 21V20H250ZM252 21H254L253 19H252ZM65 22V21H64ZM64 22H62L63 23V25H64ZM70 22V21H69ZM100 22V21H99ZM235 22V21H234ZM246 22H248L247 20H246ZM246 22H244V23H246ZM257 22V21H256ZM259 22V21H258ZM54 23V22H53ZM92 23V22H91ZM94 23V22H93ZM108 23V22H107ZM237 23H238V21H237ZM261 23H263V21L261 22ZM66 25H67V23H65ZM79 24H80V22H79ZM138 24V26L136 27V25ZM157 24V23H156ZM216 24V23H215ZM222 24H220V26H222ZM227 24H228V22H227ZM234 24V23H233ZM58 25H60V24H58ZM69 25H70V23H69ZM84 25V24H83ZM89 25V24H88ZM87 25V26H88ZM102 25V24H101ZM114 25V24H113ZM47 26V25H46ZM62 26V25H61ZM68 26V25H67ZM84 26H86V25H84ZM90 26H92V25H90ZM90 26H88V27H90ZM163 26V25H162ZM230 26V25H229ZM228 26V27H229ZM257 26V25H256ZM258 26H259V23H258ZM258 26H257V28H258ZM53 27V26H52ZM56 27V26H55ZM63 27V26H62ZM69 27V26H68ZM71 27V26H70ZM76 27H78V26H76ZM88 27H87V31H88ZM93 27V26H92ZM94 27H95V25H94ZM93 27V28H94ZM106 27H108V26H106ZM154 27H156V26H154ZM253 27V26H252ZM263 27V26H262ZM262 27H261V29H262ZM49 28V27H48ZM64 28V27H63ZM75 28V27H74ZM86 28V27H85ZM101 28V27H100ZM110 28V27H109ZM114 28V27H113ZM157 28H159V27H157ZM161 28V27H160ZM163 28H165L164 26H163ZM171 28V29H172ZM225 28H226V25H225ZM52 29V28H51ZM68 29V28H67ZM70 29V28H69ZM68 29V30H69ZM82 29V28H81ZM91 29V28H90ZM110 29H112V28H110ZM166 29V28H165ZM170 29V28H169ZM217 29V28H216ZM227 29V30H228ZM239 29V30H238ZM253 29V28H252ZM256 29V28H255ZM40 30V29H39ZM53 30V29H52ZM58 30V29H57ZM56 30V31H57ZM73 30V29H72ZM83 30L85 31V29L83 28ZM107 30H108V28H107ZM130 30V29H129ZM173 30V29H172ZM178 30V31H177ZM213 30V31H212ZM249 30H250V28H249ZM44 31V30H43ZM43 31H41V33L43 32ZM47 31V30H46ZM51 31V30H50ZM90 31V30H89ZM168 30H166V32H167ZM225 31H226V29H225ZM258 31V30H257ZM261 31V30H260ZM262 31H263V29H262ZM40 32V31H39ZM45 32V31H44ZM55 32V31H54ZM61 32V31H60ZM65 32H67V31H65ZM69 32H70V30H69ZM97 32V31H96ZM109 32V31H108ZM108 32H106V33H108ZM112 32V31H111ZM135 32V31H134ZM146 32V33H145ZM150 32V31H149ZM175 32V31H174ZM52 33V32H51ZM56 33H58V32H56ZM62 33V32H61ZM79 33V32H78ZM82 33V32H81ZM87 33V32H86ZM85 33V34H86ZM145 33V34H144ZM164 33V32H163ZM172 33V32H171ZM179 33V32H178ZM258 33V32H257ZM260 33H262V32H260ZM259 33V34H260ZM264 33V32H263ZM30 34V33H29ZM28 34V35H29ZM75 34V33H74ZM91 34V33H90ZM95 34V33H94ZM97 34H98V32H97ZM115 34V33H114ZM152 34H153V32H152ZM165 34V33H164ZM169 33H166V35H168ZM177 34V33H176ZM175 34V35H176ZM255 34V33H254ZM51 35V34H50ZM56 35V34H55ZM60 35V34H59ZM79 35H81V34H79ZM78 35V36H79ZM103 35V34H102ZM170 35V34H169ZM257 35V34H256ZM255 35V36H256ZM52 36L54 37V35L52 34ZM77 36V35H76ZM86 36V35H85ZM88 36H89V34H88ZM92 36H93V34H92ZM114 36V35H113ZM128 36H129V34H128ZM181 36V35H180ZM263 36V35H262ZM35 37V36H34ZM34 37H32V38H34ZM45 38H46V35L44 36ZM55 37H57V36H55ZM54 37V38H55ZM132 36H130V38H131ZM165 37V36H164ZM163 37V38H164ZM264 37V36H263ZM63 38V39H62ZM61 39L63 40V41H65V38L64 37H62ZM97 38V37H96ZM95 38V39H96ZM110 38V37H109ZM165 38H167V37H165ZM169 38V37H168ZM35 39V38H34ZM42 39V42H43V37L41 38ZM47 39V38H46ZM72 39H74V38H72ZM78 39L79 38H77V41H78ZM110 39H112V38H110ZM109 39V40H110ZM116 39V38H115ZM118 39V38H117ZM126 39V38H125ZM242 39V38H241ZM256 39V38H255ZM259 39V38H258ZM262 39V38H261ZM260 39V40H261ZM22 40V39H21ZM74 40H76V39H74ZM79 40H81V39H79ZM106 40H108L107 38H106ZM120 40V39H119ZM167 40V39H166ZM165 40V41H166ZM245 40V39H244ZM39 41H40V38H39ZM58 41H60V40H58ZM57 41V42H58ZM67 41V40H66ZM69 41V40H68ZM71 41V43H72V40H70ZM77 41H76V43H77ZM86 41H88V40H86ZM91 41V40H90ZM103 41V40H102ZM127 40H125V41H123V42H126ZM132 41V40H131ZM255 41V40H254ZM259 41V40H258ZM36 42V41H35ZM46 42V41H45ZM45 42H44V45H45ZM50 43H52L51 42V40L49 41ZM84 42V41H83ZM82 42V43H83ZM97 42V41H96ZM242 43H243V41H241ZM253 42V41H252ZM33 43V42H32ZM39 43H41V42H39ZM38 43V44H39ZM65 43V42H64ZM80 43H81V41H80ZM80 43H78L79 45H80ZM85 43V42H84ZM89 43V42H88ZM93 43H95V42H93ZM105 43V42H104ZM108 43V42H107ZM120 43H121V41H120ZM239 43H240V41H239ZM256 43V42H255ZM261 43V42H260ZM30 44V43H29ZM56 44V43H55ZM57 44H60L61 45V43H57ZM66 44V43H65ZM68 44V43H67ZM69 44H70V42H69ZM91 44V43H90ZM249 44V43H248ZM262 44H264V43H262ZM18 44H16V46H17ZM20 45V44H19ZM31 45V44H30ZM42 45H43V43H42ZM53 45V44H52ZM120 45V44H119ZM37 46V45H36ZM69 46V45H68ZM81 47H82V45H80ZM98 46V45H97ZM96 46V47H97ZM100 46V45H99ZM98 46V47H99ZM116 46V45H115ZM122 46V45H121ZM150 46V45H149ZM263 46V45H262ZM261 46V47H262ZM19 47V46H18ZM33 47H35V46H33ZM32 47V48H33ZM38 47V46H37ZM44 47L45 46H43V49H44ZM64 47H66V45L64 46ZM70 47H71V44H70ZM72 47H74V46H72ZM81 47H78V48H80L81 49ZM95 47V48H96ZM101 47V46H100ZM104 47V46H103ZM131 47V46H130ZM260 47V46H259ZM264 47V46H263ZM13 48V47H12ZM36 48V47H35ZM34 48V49H35ZM45 48H47V47H45ZM94 48V49H95ZM113 48H114V46H113ZM116 48H118L117 46H116ZM116 48H114V49H116ZM140 48V47H139ZM186 49H187V47H185ZM189 48V47H188ZM24 49V48H23ZM52 49H54V48H52ZM68 49H70V48H68ZM85 49V48H84ZM105 49V48H104ZM103 49V50H104ZM108 49H110V47L108 48ZM111 49H112V47H111ZM113 49V50H114ZM62 50V49H61ZM76 50V49H75ZM74 50V51H75ZM78 50V49H77ZM88 50V49H87ZM99 50V49H98ZM102 50V49H101ZM121 50V49H120ZM132 50V49H131ZM262 50L264 51V49L262 48ZM32 51H33V49H32ZM39 51V50H38ZM56 51H58V50H56ZM66 51V50H65ZM78 51H80V50H78ZM78 51H76V52H78ZM86 51V50H85ZM106 51H108V50H106ZM111 51V50H110ZM110 51H108V52H110ZM115 51H117V50H115ZM114 51V52H115ZM135 51V50H134ZM191 51V50H190ZM261 51V50H260ZM45 52V51H44ZM43 52V53H44ZM51 52V51H50ZM92 52H94V50L92 51ZM91 52V53H92ZM103 52V51H102ZM39 53H40V51H39ZM48 53V52H47ZM59 53V52H58ZM63 53V52H62ZM67 53V52H66ZM69 53V52H68ZM80 53V52H79ZM83 53H84V51H83ZM82 53V54H83ZM106 53V52H105ZM128 53V52H127ZM132 53H133V50H132ZM131 53V54H132ZM9 54V53H8ZM55 54H57V53H55ZM97 54H98V52H97ZM114 54H117V53H114ZM113 54V55H114ZM121 54V53H120ZM44 55H45V53H44ZM53 55V53L50 55V56H52ZM58 55V54H57ZM74 55V54H73ZM78 55V54H77ZM84 56L86 55V54H83ZM101 55V54H100ZM102 55H103V53H102ZM101 55V56H102ZM124 55H126V54H124ZM127 55H129V54H127ZM137 55H139V54H137ZM190 55V57L188 58V61H189V59H191V61L192 60H195V57L194 58H191V57H193V56H191V55H193V52L192 53H190L189 54ZM264 55V54H263ZM262 55V56H263ZM16 56V55H15ZM43 56V55H42ZM41 56V57H42ZM59 56V55H58ZM87 56V55H86ZM85 56V57H86ZM106 56V55H105ZM133 56V55H132ZM245 56H247V55H245ZM23 57H24V55H23ZM61 57V56H60ZM64 57V56H63ZM62 57V58H63ZM68 57V56H67ZM77 57V56H76ZM80 58H81V56H79ZM94 57V56H93ZM109 57H110V55H109ZM114 57H115V55H114ZM128 57V56H127ZM133 57H135V56H133ZM133 57L131 58L130 57V61H131V59H133ZM140 57V56H139ZM258 57H260V56H258ZM264 57V56H263ZM20 58H21V56H20ZM46 58V57H45ZM56 58V57H55ZM75 58V57H74ZM84 57H82V59H83ZM100 58V57H99ZM121 58V57H120ZM120 58H117L118 60H120ZM124 57H122V59H123ZM152 58V57H151ZM247 58H249V57H247ZM261 58V57H260ZM19 59V58H18ZM28 59H30V58H28ZM28 59H26V60H28ZM38 59V58H37ZM36 59V60H37ZM69 59V58H68ZM73 59V58H72ZM81 59V60H82ZM91 59V58H90ZM102 59V58H101ZM112 59V58H111ZM127 59V58H126ZM126 59H124V60H126ZM129 59V58H128ZM135 59V58H134ZM264 59V58H263ZM40 60V59H39ZM42 60V59H41ZM56 60H58V58L56 59ZM77 60V59H76ZM94 60H96V59H94ZM93 60V61H94ZM107 60V59H106ZM114 60V59H113ZM197 60V59H196ZM19 61V60H18ZM25 61V60H24ZM35 61V60H34ZM33 61V62H34ZM69 61V60H68ZM75 61V60H74ZM78 61V60H77ZM80 61V60H79ZM122 61V60H121ZM120 61V62H121ZM128 61V60H127ZM134 61V60H133ZM251 61V60H250ZM32 62V63H33ZM49 62V61H48ZM71 62V61H70ZM84 62H86V61H83V63ZM92 62V61H91ZM122 62H124L125 63V61H122ZM140 62V61H139ZM199 62V61H198ZM20 63V62H19ZM34 63H36V62H34ZM39 63V62H38ZM41 63H42V61H41ZM40 63V64H41ZM73 63V62H72ZM75 63V62H74ZM80 63V62H79ZM94 63V62H93ZM98 63V62H97ZM110 63V62H109ZM114 63V62H113ZM119 63V62H118ZM45 64V63H44ZM48 64V63H47ZM69 64V63H68ZM95 64H96V61H95ZM105 64V63H104ZM111 64V63H110ZM121 64V63H120ZM134 64H136V62L134 63ZM138 64H140V63H138ZM143 64V63H142ZM183 64V63H182ZM21 65V64H20ZM36 65V64H35ZM43 65V64H42ZM49 65V64H48ZM56 65V64H55ZM63 65H65V64H63ZM67 65V64H66ZM75 66L77 65V64H74ZM91 65H93L92 63H91ZM98 65V64H97ZM99 65H101V64H99ZM107 64H105V66H106ZM112 65V64H111ZM251 65V64H250ZM23 66V65H22ZM25 66L27 67V65H26V63H25ZM24 66V67H25ZM30 66V65H29ZM28 66V67H29ZM34 66V65H33ZM57 66V65H56ZM78 66H80V65H78ZM77 66V67H78ZM107 66H109V65H107ZM117 66H119V65H117ZM138 66V65H137ZM143 66V65H142ZM25 67V68H26ZM43 67V66H42ZM48 67V66H47ZM65 67H68V66H65ZM72 67H73V65H72ZM81 67V66H80ZM80 67H78V68H80ZM83 67H85L84 65H83ZM82 67V68H83ZM88 67V66H87ZM94 67H95V65H94ZM102 67V66H101ZM100 67V68H101ZM110 68H111V66H109ZM123 67H125L124 65H123ZM133 67V66H132ZM40 68H41V66H40ZM59 68V67H58ZM64 68V67H63ZM62 68V69H63ZM91 68H92V66H91ZM107 68V67H106ZM136 68V67H135ZM56 69V68H55ZM61 69V68H60ZM65 69V68H64ZM70 69V68H69ZM84 69H87V68H84ZM120 69V68H119ZM144 69V68H143ZM175 70V68H172V70ZM178 69V68H177ZM181 69V68H180ZM219 69H222L223 71H222V73L221 72H219L218 70ZM41 70H43V69H41ZM59 70V69H58ZM95 70H96V67H95ZM123 70V69H122ZM133 70H134V68H133ZM139 70V69H138ZM137 70V68H136V71H138ZM34 71H36V70H34ZM39 71V70H38ZM105 71V70H104ZM135 71V70H134ZM134 71H133V73H134ZM28 72V71H27ZM58 72H60V71H58ZM57 72V73H58ZM62 72V71H61ZM60 72V73H61ZM64 72V71H63ZM66 72H67V70H66ZM85 72V71H84ZM89 72H91V71H89ZM125 72L126 71H124V74H125ZM46 73H48L47 71H46ZM87 73V72H86ZM105 73V72H104ZM110 73H111V71H110ZM113 73V72H112ZM111 73V74H112ZM115 73V72H114ZM113 73V74H114ZM122 73V72H121ZM120 73V74H121ZM136 73V72H135ZM138 73V72H137ZM90 74V73H89ZM96 74V73H95ZM107 74V73H106ZM45 75V74H44ZM50 75V74H49ZM70 75V74H69ZM74 75V74H73ZM80 75H82V74H80ZM79 75V76H80ZM83 75H84V73H83ZM87 75H88V73H87ZM127 75V74H126ZM125 75V76H126ZM156 75V73H154V72H151V71H145V70H140L139 71V73H138V75L137 76H139V78H145V77H154ZM38 76H40V74H38ZM42 77H43V75H41ZM72 76V75H71ZM89 76V75H88ZM128 76V75H127ZM136 76V77H137ZM46 77V76H45ZM53 77H55L56 78V76H53ZM69 77V76H68ZM67 76H66V79L68 78ZM93 77V76H92ZM98 77V76H97ZM111 77V76H110ZM116 77V76H115ZM117 77H119V76H117ZM121 77V76H120ZM123 78H124V76H122ZM129 77V76H128ZM81 78H83V76L81 77ZM108 78H109V76H108ZM108 78H106L105 80H107ZM138 78V77H137ZM198 78V77H197ZM47 79V78H46ZM72 79H74V76H73V78ZM80 79V78H79ZM87 79V78H86ZM89 79H90V77H89ZM119 79V78H118ZM50 80V79H49ZM54 80V79H53ZM59 80V79H58ZM57 80V81H58ZM61 80V79H60ZM81 80V79H80ZM93 81L94 80V77H93V79H90V81ZM96 80V79H95ZM121 80V79H120ZM124 80V79H123ZM132 80V79H131ZM135 80V79H134ZM133 80V82H135ZM62 81V80H61ZM74 81H76V80H74ZM84 81V80H83ZM85 81H87V80H85ZM84 81V82H85ZM89 80H88V84H90L89 82H90ZM98 81V80H97ZM110 81V80H109ZM118 80H116V82H117ZM43 82V81H42ZM47 82H48V80H47ZM46 82V83H47ZM72 82V81H71ZM70 82V83H71ZM82 82V81H81ZM95 82V81H94ZM94 82H92V83H94ZM115 82V85L118 83H116ZM122 82V81H121ZM120 82V83H121ZM127 81L125 80V83H126ZM129 82V81H128ZM127 82V83H128ZM132 81H131V83L130 84H132L133 83ZM137 82V81H136ZM135 82V84H137ZM44 83V82H43ZM52 83V82H51ZM53 83H56V82H53ZM52 83V84H53ZM68 83V82H67ZM69 83V84H70ZM79 83V82H78ZM91 83V84H92ZM102 83H104V82H102ZM110 83H113L112 82V80H111V82ZM119 83V84H120ZM161 83V84H162ZM49 84V83H48ZM61 84V83H60ZM59 84V85H60ZM86 84V83H85ZM105 84V83H104ZM106 84H107V82H106ZM124 84V83H123ZM129 84V85H130ZM44 85V84H43ZM54 85H56V84H54ZM53 85V86H54ZM64 85V84H63ZM77 85V84H76ZM76 85H75V90H77L76 89ZM79 85V84H78ZM84 85V84H83ZM94 85V84H93ZM92 85V86H93ZM96 85V84H95ZM108 85V84H107ZM114 86V84H111L110 85V88L112 89V87L111 86ZM128 84H127V86H129ZM187 85V84H186ZM188 85H189V83H188ZM73 86V85H72ZM88 86V85H87ZM100 86V85H99ZM99 86H97L98 88H99ZM123 86H125V85H123ZM132 85H130V87H131ZM150 86V85H149ZM152 87H153V85H151ZM181 86V85H180ZM182 86H183V84H182ZM43 87V86H42ZM55 87V86H54ZM57 87V86H56ZM67 88L69 87V86H66ZM74 87V86H73ZM96 87V89L98 90V88ZM103 87H105V85L103 86ZM107 88H108V86H106ZM121 87V86H120ZM135 87H137V86H135ZM151 87V88H152ZM157 87V86H156ZM160 88H159V90H157L158 92L155 94V95H153V99H157L160 95H162L163 93H164V90H165V86L164 85H162V86H159ZM187 87V86H186ZM46 88H47V86H46ZM50 88V87H49ZM53 88V87H52ZM87 88V87H86ZM90 88H91V86H90ZM102 88V87H101ZM114 88V87H113ZM137 88H140V87H137ZM136 88V89H137ZM144 88V87H143ZM143 88H141V89H143ZM166 88H168L167 86H166ZM173 88H174V86H173ZM183 88V87H182ZM56 89V88H55ZM59 89V88H58ZM103 89H105V88H103ZM110 89V90H111ZM121 89V88H120ZM136 89H134L133 88V90H136ZM150 89V88H149ZM152 89H154V88H152ZM156 89V88H155ZM157 89H158V87H157ZM178 89H181V88H178ZM185 89V88H184ZM43 90V89H42ZM52 90H54V89H52ZM66 90V89H65ZM86 90V89H85ZM93 90V89H92ZM109 90V91H110ZM114 90H116V88L114 89ZM128 90V89H127ZM146 90H148V89H146ZM171 90V89H170ZM172 90H174V89H172ZM190 90H191V88H190ZM40 91H41V89H40ZM49 91V90H48ZM62 91V90H61ZM91 91V90H90ZM94 91H95V89H94ZM102 91V90H101ZM109 91H107V93L109 92ZM124 91V90H123ZM122 91V92H123ZM130 91V90H129ZM137 91H138V89H137ZM141 91V90H140ZM144 91H145V89H144ZM143 90L141 91L142 93L144 92ZM151 91V90H150ZM153 91V90H152ZM82 92H84V91H82ZM103 92H105V91H103ZM128 91H126V93H127ZM139 92V91H138ZM148 93H151V92H149V91H147ZM146 92V93H147ZM170 92V91H169ZM172 92V91H171ZM179 92V91H178ZM43 93V92H42ZM50 93H51V91H50ZM54 93V92H53ZM52 93V94H53ZM68 93V92H67ZM71 93V92H70ZM75 93V92H74ZM85 93V92H84ZM92 93V92H91ZM90 93V94H91ZM96 93H98V92H96ZM100 93H102V92H100L99 91V94ZM111 93V92H110ZM131 93H133V92H131ZM137 93V92H136ZM147 93V94H148ZM167 93V92H166ZM175 93V92H174ZM46 94H48V93H46ZM52 94H50V95H52ZM61 94V93H60ZM89 94V93H88ZM106 94V92L104 93V95ZM109 94V93H108ZM145 94V93H144ZM147 94H145V95H147ZM165 94V93H164ZM173 94V93H172ZM50 95H47V96H50ZM54 95H59L58 93L57 94H54ZM62 95V94H61ZM64 95V94H63ZM77 95V94H76ZM84 95V94H83ZM82 95V96H83ZM86 95V94H85ZM98 95V94H97ZM103 95V96H104ZM113 95V94H112ZM122 95V94H121ZM135 95V94H134ZM137 95V94H136ZM138 95H140V93L138 94ZM143 95V94H142ZM141 95V96H142ZM167 95V94H166ZM178 95V96H179ZM44 96V95H43ZM79 96H81V95H79ZM100 96L101 97H103L101 94H100ZM109 96V95H108ZM114 96V95H113ZM144 96V95H143ZM148 96V95H147ZM151 96V95H150ZM169 96V95H168ZM167 96V97H168ZM175 96V95H174ZM174 96H172V97H174ZM55 97V96H54ZM69 97H70V95H69ZM68 97V98H69ZM76 97V96H75ZM78 97V96H77ZM89 97V96H88ZM92 97V96H91ZM93 97H95V96H93ZM96 97H98V96H96ZM111 97V96H110ZM128 97V96H127ZM137 97H140V96H137ZM144 97H146V96H144ZM143 97V98H144ZM163 97V96H162ZM171 97V96H170ZM176 97H177V95H176ZM175 97V98H176ZM194 97V96H193ZM192 97V98H193ZM51 98V97H50ZM61 98V97H60ZM72 98H74L73 96H72ZM80 98V97H79ZM87 98V97H86ZM111 98H113V97H111ZM116 98V97H115ZM120 98H121V96H120ZM119 98V99H120ZM124 98V97H123ZM142 98V97H141ZM141 98H137V100H140ZM147 98V97H146ZM149 98V97H148ZM160 98V97H159ZM208 98V97H207ZM206 98V99H207ZM70 99V98H69ZM104 99H107V97L105 98L104 97ZM114 99V98H113ZM145 99V98H144ZM163 99V98H162ZM165 99V98H164ZM163 99V100H164ZM171 99V98H170ZM205 99V98H204ZM205 99V100H206ZM48 100H50V99H48ZM53 100V99H52ZM55 100H56V98H55ZM66 100H68V99H66ZM99 100V99H98ZM112 100V99H111ZM117 100V99H116ZM115 100V101H116ZM129 100V99H128ZM161 100V99H160ZM168 100V99H167ZM173 100V99H172ZM210 100H211V98H210ZM74 101H75V99H74ZM82 101V100H81ZM87 101V100H86ZM91 101H92V99H91ZM93 101H94V99H93ZM92 101V102H93ZM97 101V100H96ZM101 101V100H100ZM113 101V100H112ZM146 101V99L145 100H142L141 99V102H145ZM147 101H149L148 99H147ZM177 101V100H176ZM207 101H209V100H207ZM206 101V102H207ZM49 102H52V101H49ZM48 102V103H49ZM55 102V101H54ZM53 102V103H54ZM83 102V101H82ZM81 102V103H82ZM85 102V101H84ZM88 103H89V101H87ZM106 102V101H105ZM104 102V103H105ZM107 102H108V100H107ZM120 102V101H119ZM132 102V101H131ZM134 102V101H133ZM140 102V101H139ZM140 102V103H141ZM156 102H158L157 100H156ZM167 103H168V101H166ZM223 102V103H224ZM225 102V103H226ZM70 103H73V102H70ZM77 103V102H76ZM87 103V104H88ZM98 103H99V101H98ZM103 103V104H104ZM112 103V102H111ZM121 103V102H120ZM135 103L136 102H134L133 103V106L135 105ZM147 103V102H146ZM171 103H173V102H171ZM177 102H175V104H176ZM208 103V102H207ZM211 103V102H210ZM214 103V102H213ZM220 103V102H219ZM79 104H80V102H79ZM101 104V103H100ZM112 104H114V103H112ZM119 104V103H118ZM124 104V103H123ZM128 104V103H127ZM145 104V103H144ZM148 104H150V101L148 102ZM147 104V105H148ZM152 104H154V103H152ZM203 104L205 105V103H204V101H203ZM52 105V104H51ZM56 105V104H55ZM59 105V104H58ZM61 105V104H60ZM75 105V104H74ZM82 105V104H81ZM83 105H86V104H83ZM91 105V104H90ZM93 105H94V103H93ZM92 105V108L94 107ZM105 105V104H104ZM107 105H108V103H107ZM106 105V106H107ZM111 105V104H110ZM126 105V104H125ZM125 105H121L123 108H124V106ZM142 105V104H141ZM146 105V104H145ZM156 105V108H157V104H155ZM169 105V104H168ZM171 105V104H170ZM173 105V104H172ZM178 105V104H177ZM210 105V104H209ZM208 105V106H209ZM212 105V104H211ZM218 105V104H217ZM79 106V105H78ZM109 106V105H108ZM117 106V105H116ZM119 106H120V104H119ZM119 106H117V107H119ZM128 105H126V107H127ZM130 106H131V104H130ZM162 106V105H161ZM160 105H159V107H161ZM213 106V105H212ZM87 107V106H86ZM110 107V106H109ZM134 107H137V104L134 106ZM141 107V106H140ZM148 107V106H147ZM154 107V106H153ZM163 107V106H162ZM165 107H166V104H165ZM165 107H163V108H165ZM173 107H175L174 105H173ZM202 107V106H201ZM205 107V106H204ZM203 107V109L205 110V108ZM211 107V106H210ZM217 107V106H216ZM220 107V106H219ZM222 107H223V105H222ZM221 107V108H222ZM84 108H85V106H84ZM88 108V107H87ZM97 108V107H96ZM95 108V109H96ZM114 108V107H113ZM131 108H132V106H131ZM131 108H127V110H128V112H130L131 111ZM142 108H143V105H142ZM156 108H154V109H156ZM169 108H170V106H169ZM198 108V107H197ZM212 108V107H211ZM210 108V109H211ZM56 109V108H55ZM65 109V108H64ZM86 109V108H85ZM89 109V108H88ZM110 109V108H109ZM118 109V108H117ZM121 110H122V108H120ZM125 109V108H124ZM157 109H159V108H157ZM156 109V110H157ZM161 109V108H160ZM157 110V112H159V111H161V110ZM168 109V108H167ZM173 109H175V108H173ZM176 109H178L177 107H176ZM179 109H180V107H179ZM195 109V108H194ZM199 109V108H198ZM202 109V110H203ZM212 109H214V108H212ZM218 109V108H217ZM50 110H51V108H50ZM49 110V111H50ZM52 110H53V108H52ZM103 110V109H102ZM127 110H126V112H127ZM130 110V111H129ZM147 110V109H146ZM149 111H150V109H148ZM171 110V109H170ZM170 110H168V111H170ZM185 110V109H184ZM201 110V111H202ZM203 110V114H204V111ZM207 110V109H206ZM61 111V110H60ZM83 111H84V109H83ZM89 111V110H88ZM91 111V110H90ZM108 111V110H107ZM118 111H119V109H118ZM117 111V113H119ZM122 111H125V110H122ZM138 111H139V109H138ZM137 111V112H138ZM142 111V110H141ZM172 111V110H171ZM181 111V110H180ZM180 111H177V112H180ZM183 111V110H182ZM181 111V112H182ZM216 111V110H215ZM53 112V111H52ZM62 112V111H61ZM93 112V111H92ZM95 112H97L96 110H95ZM113 112V111H112ZM126 112L124 113V115H123V117L125 116V114H126ZM131 112H133V110L131 111ZM140 112V111H139ZM144 112H146V111H144ZM151 112V111H150ZM165 112H167V111H165ZM173 112V111H172ZM194 112V111H193ZM219 112V111H218ZM84 113H85V111H84ZM83 113V114H84ZM88 113V112H87ZM86 113V114H87ZM104 113H106V112H104ZM109 113V112H108ZM115 113V112H114ZM122 113V112H121ZM121 113H119V114H121ZM140 113H142V112H140ZM147 113V112H146ZM154 113H155V111H154ZM153 112H152V114H151V117H152V115H155V117L158 115V113H157V115L156 114H154ZM197 113H198V110H197ZM199 113H201V112H199ZM221 113V112H220ZM226 113V112H225ZM51 113H49L48 112V114L47 115H50ZM56 114V113H55ZM66 114V113H65ZM93 114V113H92ZM95 114V113H94ZM97 114H99V113H97ZM116 114V113H115ZM114 114V115H115ZM128 114V113H127ZM143 114V113H142ZM145 114V113H144ZM149 114V113H148ZM159 114H161V116H163L162 115V113H159ZM174 114V113H173ZM176 114H178V113H176ZM184 114V113H183ZM214 114H216V112H214V113H210V111H208V113H206V117H204V118H207V120H209L210 118H208V117H212V115H213V117L214 116H216V115H214ZM59 116H60V113L58 114ZM67 115H68V113H67ZM71 115H72V113H71ZM90 115V114H89ZM111 115V114H110ZM113 115V116H114ZM131 115V114H130ZM129 115V116H130ZM138 115H140L139 113H138ZM195 115V114H194ZM199 115V114H198ZM218 115V114H217ZM224 115V114H223ZM228 115H230V114H228ZM233 115V114H232ZM241 115H244L245 116V118L244 119H241L240 117H241ZM73 116V115H72ZM93 116V115H92ZM95 116H96V114H95ZM102 116V115H101ZM108 116V115H107ZM122 116V115H121ZM121 116H119V119H121L120 117ZM133 116H135V115H133ZM150 116V115H149ZM160 115H158V117H159ZM165 117H166V114L164 115ZM176 116V115H175ZM180 116V115H179ZM185 116V115H184ZM186 116H188V114H186ZM185 116V117H186ZM190 116L192 117V114H190ZM204 116V115H203ZM231 116V115H230ZM50 117V116H49ZM48 117V118H49ZM52 117V116H51ZM131 117V116H130ZM140 116H138V117H136V118H138V119H140L139 118ZM146 117H147V114H146ZM145 117V118H146ZM154 117V118H155ZM158 117H156L157 118V120H158ZM165 117H164V119H165ZM178 117V116H177ZM176 117V118H177ZM182 117V116H181ZM189 117V116H188ZM200 117V116H199ZM202 117V116H201ZM48 118H46V119H48ZM69 118H71V117H69ZM91 118V117H90ZM100 119H101V117H99ZM105 118H107V117H105ZM109 118V117H108ZM112 118V117H111ZM127 118V116L124 118V120ZM135 118V119H136ZM153 118V119H154ZM155 118V119H156ZM163 118V117H162ZM169 118H170V115H169ZM187 118V117H186ZM195 118V117H194ZM194 118H192L191 120H193ZM204 118H202V119H204ZM51 119V118H50ZM56 119H58V118H56ZM68 119V118H67ZM72 119V118H71ZM118 119V118H117ZM118 119V120H119ZM128 119V118H127ZM125 120V122L127 121L128 122V120ZM131 119V118H130ZM132 119H133V117H132ZM131 119V120H132ZM134 119V120H135ZM137 119V120H138ZM144 119V118H143ZM152 119V118H151ZM152 119V121H154ZM161 119V118H160ZM172 119V118H171ZM181 119V118H180ZM180 119H178V120H180ZM184 119V117H182V120ZM197 119V118H196ZM64 120V119H63ZM66 120V119H65ZM69 120V119H68ZM74 120V119H73ZM109 120V119H108ZM112 120V119H111ZM122 120H123V118H122ZM131 120H129V122H130V124L134 121V120H132V122H131ZM154 121V122H156V123H158V121ZM173 120H174V118H173ZM186 120V119H185ZM189 120V119H188ZM195 120V119H194ZM205 120V119H204ZM206 120V121H207ZM215 121H216V119H214ZM218 120V119H217ZM50 121V120H49ZM60 121V120H59ZM75 122H79L80 120H78V121H76V120H74ZM107 121V120H106ZM139 122H138V124H136L137 126L139 125V123H141L142 124V122L140 121V120H138ZM143 121V120H142ZM163 121V120H162ZM166 121H168V119L166 120ZM201 121V120H200ZM45 122V121H44ZM47 122V121H46ZM57 122V121H56ZM98 122V121H97ZM104 122V121H103ZM117 122V121H116ZM120 122H122V121H120ZM128 122V123H129ZM137 122V121H136ZM135 122V123H136ZM144 122V121H143ZM146 122V121H145ZM150 123H149V125L152 127V124H151V121H149ZM165 122V121H164ZM163 122V123H164ZM182 122V121H181ZM188 122V121H187ZM186 122V123H187ZM191 122V121H190ZM49 124H50V122H48ZM51 123H53V121L51 122ZM65 123V122H64ZM68 123V122H67ZM72 123V122H71ZM113 123H115L114 121H113ZM118 123H119V121H118ZM127 123V124H128ZM147 123H148V117H147ZM174 123H178L177 121L176 122H174ZM174 123H173V125H174ZM180 123V122H179ZM183 123V122H182ZM189 123V122H188ZM193 123V122H192ZM206 123H209V122H206ZM55 124V123H54ZM58 124V123H57ZM81 124V123H80ZM79 123L77 124L76 123V125L75 126H77V125H80ZM85 124V123H84ZM105 124V123H104ZM127 124H124V125H127ZM168 124V123H167ZM171 124V123H170ZM190 124V123H189ZM200 124V123H199ZM205 124V123H204ZM211 124H212V122H211ZM51 125V124H50ZM62 125H64V124H62ZM69 125H70V123H69ZM120 126L121 125H123V123H120L119 124ZM119 125H117L116 124V129H119V131H120V126ZM129 125V124H128ZM133 125V124H132ZM131 125V126H132ZM146 125V124H145ZM160 125H161V122H160ZM179 125V124H178ZM181 125V124H180ZM185 125V124H184ZM201 125V124H200ZM209 125V124H208ZM48 126V124L46 125V127ZM58 125H55L54 127L56 128ZM83 126V125H82ZM100 126H102V125H100ZM105 126V125H104ZM109 126V125H108ZM130 126V125H129ZM130 126V127H131ZM134 126V125H133ZM149 126V127H150ZM155 126V125H154ZM175 126V125H174ZM173 126V127H174ZM185 126H187V124L185 125ZM194 126V125H193ZM199 125L197 124V127H198ZM205 126H206V124H205ZM53 127V126H52ZM53 127V128H54ZM71 127H73V126H71ZM78 127V126H77ZM76 127V128H77ZM79 127H81V126H79ZM84 127V126H83ZM113 127V126H112ZM125 127L126 126H124V129H125ZM129 127V128H130ZM144 127V126H143ZM142 127V125H141V129L143 128ZM146 127H148V126H146ZM156 127V126H155ZM157 127H159L158 125H157ZM156 127V128H157ZM173 127H171V128H173ZM176 127V126H175ZM174 127V128H175ZM187 127H190V126H187ZM196 127V128H197ZM49 128V127H48ZM48 128H47V132H48ZM52 128V129H53ZM54 128V129H55ZM66 128V127H65ZM69 128V127H68ZM123 128V127H122ZM122 128H121V130H122ZM127 128H128V126H127ZM127 128L125 129V130H127ZM133 128V127H132ZM131 128V129H132ZM139 129H140V126L138 127ZM154 128V127H153ZM153 128H152V130L151 131H153ZM165 128L167 129V127H166V125H165ZM163 129V132H164V130L166 131V129ZM168 128H169V126H168ZM179 128H180V126H179ZM50 129V128H49ZM52 129H50V130H52ZM63 129H64V127H63ZM70 129V128H69ZM87 129H88V127H87ZM105 129V128H104ZM115 128H111V130H114ZM115 129V130H116ZM123 129V130H124ZM134 129H136V126H134ZM144 130H145V127L143 128ZM151 129V128H150ZM158 129V128H157ZM71 130V129H70ZM86 130V129H85ZM103 130V129H102ZM107 130V129H106ZM114 130V131H115ZM129 131H130V129H128ZM127 130V131H128ZM133 130V129H132ZM138 130V129H137ZM137 130H136V132H137ZM149 131V129L148 128H146V131ZM168 131H169V129H167ZM171 130V129H170ZM187 130V129H186ZM191 130V129H190ZM197 130V129H196ZM196 130H194V131H196ZM221 130H223V131H228V130H230V131H228L227 133L228 134H226L227 136H225L226 137V139L224 138V137H220V136H217L218 134H219V131ZM72 131V130H71ZM79 130L77 129V132H78ZM84 131V130H83ZM90 131V130H89ZM97 131V130H96ZM119 131H117V132H119ZM141 131V130H140ZM146 132L147 134L149 133V132ZM158 131V130H157ZM160 131H162V129L160 130ZM177 131V130H176ZM198 131V130H197ZM46 132V131H45ZM50 132V131H49ZM62 132H64V131H61V133ZM85 132V131H84ZM106 132V131H105ZM124 132V131H123ZM133 132H135V131H133ZM132 132V133H133ZM154 132H155V134H153V136H151L150 137V139L152 138V137H154V135H157L156 134V131L154 130ZM167 132V131H166ZM171 132V131H170ZM54 134L56 133V132H53ZM57 133H60V132H58L57 131ZM56 133V134H57ZM80 133V132H79ZM115 133H116V131H115ZM129 133L130 132H128V135H129ZM138 133V132H137ZM136 133V134H137ZM141 133L143 134V130L141 131ZM144 133H145V131H144ZM158 133V132H157ZM161 133V132H160ZM165 133V132H164ZM223 133V132H222ZM52 134V133H51ZM63 134V133H62ZM81 134V133H80ZM121 134V133H120ZM119 134V135H120ZM126 134V133H125ZM151 134V133H150ZM165 134H167V133H165ZM174 134V133H173ZM173 134H172V136H173ZM190 134V133H189ZM192 134V133H191ZM190 134V135H191ZM58 135V134H57ZM66 135V134H65ZM70 135H71V133H70ZM82 135H85V134H82ZM81 135V136H82ZM91 135H92V132H91ZM131 135H133V134H131ZM138 135H139V133H138ZM137 135V136H138ZM158 135H159V133H158ZM171 135V134H170ZM180 135H182V134H180ZM186 134H184V136H185ZM221 135V134H220ZM257 135V136H258ZM52 135H50L49 136V138L51 137ZM54 136V135H53ZM52 136V137H53ZM79 136V135H78ZM87 136V135H86ZM134 136H136V135H134ZM133 136V137H134ZM166 136V135H165ZM169 136V135H168ZM172 136H170V137H172ZM177 136V135H176ZM223 136H224V134H223ZM246 136V135H245ZM51 137V138H52ZM56 137V136H55ZM54 137V138H55ZM70 137V136H69ZM75 137H77L76 135H75ZM83 137V136H82ZM85 137V136H84ZM139 137V136H138ZM140 137H142V136H140ZM139 137V138H140ZM158 137V136H157ZM169 137V138H170ZM175 137V136H174ZM182 137V136H181ZM189 137V136H188ZM46 138H47V134H46ZM50 138V139H51ZM59 138H61V137H59ZM59 138H58V140H59ZM63 138V137H62ZM61 138V139H62ZM79 138V137H78ZM95 138V137H94ZM96 138H97V136H96ZM106 138V137H105ZM104 138V139H105ZM109 138V137H108ZM135 138H137V137H135ZM134 138V139H135ZM258 138V139H259ZM73 139V138H72ZM82 139V138H81ZM84 139V138H83ZM98 139V138H97ZM124 139H126V138H124ZM132 139V138H131ZM153 139V138H152ZM168 139V138H167ZM170 139H172V138H170ZM181 139H183V137L181 138ZM44 140H49V139H44ZM63 140V139H62ZM85 140H86V138H85ZM88 140V139H87ZM117 140V139H116ZM136 140V139H135ZM139 140H141V139H139ZM160 140H162L161 138H160ZM178 140H180L179 139V137H178ZM185 140V139H184ZM51 141H52V139H51ZM55 141V140H54ZM53 141V142H54ZM76 141H78V139H76ZM84 141V140H83ZM118 141V140H117ZM155 141H157V139L155 140ZM159 141V140H158ZM163 141V140H162ZM169 141H174V140H169ZM180 141V142H181ZM186 141V140H185ZM46 142V141H45ZM52 142V144H50V145H53V144H57L56 142H54L53 143ZM58 142V141H57ZM68 142V141H67ZM81 142V141H80ZM89 142V141H88ZM92 142V141H91ZM95 142V141H94ZM96 142H98V141H96ZM125 141L123 140V143H124ZM127 142V141H126ZM132 142H134V140L132 141ZM140 142V141H139ZM258 142V141H257ZM257 142H255V143H257ZM260 142V143H261ZM49 142H47V144H48ZM59 143V142H58ZM79 143V142H78ZM77 143V144H78ZM82 143V142H81ZM120 144H121V142H119ZM130 143V142H129ZM152 144L154 143L153 142V140H152V142H151ZM157 143V142H156ZM60 144V143H59ZM64 144V143H63ZM90 143H88V145H89ZM96 144H98V143H96ZM100 144L103 146V144H102V142H100ZM100 144H98V145H100ZM137 144V143H136ZM194 144H196V145H194ZM42 145H44L43 144V142H42V144H41V146ZM49 145V144H48ZM62 145V144H61ZM72 145H73V143H72ZM85 145H86V143H85ZM84 145V146H85ZM93 145H95V143H93ZM118 145V144H117ZM122 145V144H121ZM125 145H127V147H128V145L129 144H125ZM149 145V144H148ZM67 146V143H66V145H64L63 147H66ZM84 146H83V148H84ZM90 146V145H89ZM96 146V145H95ZM106 146V145H105ZM113 146V145H112ZM132 146V145H131ZM42 147H44V146H42ZM49 147V146H48ZM48 147H46V148H48ZM53 147H54V145H53ZM63 147H59L58 145L57 146H55V149H53L52 148V151L53 150H57V149H59L60 150V148H62V149H65V150H67V147L66 148H63ZM77 147V146H76ZM99 147V146H98ZM97 147V148H98ZM122 147V146H121ZM51 148V147H50ZM68 148H71V146L70 147H68ZM86 148H88V146L86 147ZM105 148V147H104ZM123 148H125L126 149V147H124L123 146ZM128 148H130V146L128 147ZM134 147L132 146V149H133ZM155 148H156V150H155ZM73 149H75V147H73L71 150H69V151H72ZM80 149V148H79ZM85 149V148H84ZM90 149V148H89ZM102 149V148H101ZM112 149V148H111ZM118 149V148H117ZM135 149V148H134ZM137 149H139V148H137ZM137 149H135L134 150V153H137V152H135ZM47 150V149H46ZM64 150V151H65ZM67 150V151H68ZM92 150H94V149H92ZM67 151H65V152H67ZM68 151V152H69ZM75 151V150H74ZM79 151V150H78ZM80 151H81V149H80ZM84 151V150H83ZM97 151H98V149H97ZM129 151V150H128ZM128 151H126V152H128ZM131 151H133V150H131ZM138 151V150H137ZM54 152V151H53ZM57 152H58V150L56 151V153H54V154H57ZM63 152V151H62ZM86 152H88L87 154H89L90 152L89 151H86ZM99 152H101V151H99ZM115 152H116V150H115ZM143 152V153H142ZM64 153V152H63ZM70 153V152H69ZM72 153V152H71ZM74 153V152H73ZM72 153V154H73ZM96 153V152H95ZM199 154V155H196V154ZM58 154H61V151H60V153H58ZM58 154H57V156H58ZM65 154V153H64ZM63 154V155H64ZM68 153H66V155H67ZM115 154V153H114ZM196 155V156H195ZM61 156V155H60ZM60 156H58V158L60 157ZM74 156H75V154H74ZM79 156V155H78ZM119 156H120V154H119ZM128 156V155H127ZM147 156V157H146ZM66 158H67V156H65ZM65 157H61L60 159H62V158H65ZM69 158L68 159H70V157L71 156H68ZM79 158H82V156L81 157H79ZM129 157H127V159H128ZM72 159H73V157H72ZM99 159V158H98ZM208 159V158H207ZM66 160V159H65ZM74 160H75V158H74ZM107 160V159H106ZM70 161V160H69ZM77 161V158H76V160H75V162ZM79 161V160H78ZM77 161V162H78ZM82 161V160H81ZM102 161H104V159L102 160ZM124 161H125V159H124ZM137 162H140L139 160H136ZM68 162V161H67ZM67 162H65V163H67ZM71 162H73L72 160H71ZM108 162V161H107ZM61 163V162H60ZM70 163V162H69ZM86 163V162H85ZM88 163V162H87ZM92 163V162H91ZM124 163V162H123ZM122 163V164H123ZM128 163V162H127ZM62 164H63V166H65V164H64V161H63V159H62ZM61 164V165H62ZM77 164V163H76ZM134 164H135V162H134ZM67 165V168H68V164H66ZM71 165V164H70ZM75 165V164H74ZM82 165V164H81ZM93 165V164H92ZM133 165V164H132ZM131 164H130V166H132ZM137 165V166H138ZM62 166V167H63ZM79 166V165H78ZM86 165L84 164V167H85ZM123 166V165H122ZM134 166V165H133ZM136 165L134 166V169L136 170V168L135 167H137ZM66 167V166H65ZM71 167H73V165L71 166ZM70 166H69V170H70V168H71ZM98 167H101L100 165L98 166ZM103 167V166H102ZM141 167V166H140ZM92 168V167H91ZM66 169V168H65ZM142 169V168H141ZM75 170V169H74ZM97 170H98V168H97ZM99 170V171H100ZM137 170H139V168L137 167ZM72 171H73V169H72ZM98 171V172H99ZM65 171H64V169H63V173H64ZM67 172H68V170H67ZM132 172H134V170L132 169ZM79 173V172H78ZM135 173V174H136ZM57 174H58V171H57ZM65 174H68V173H64V175ZM70 174H71V172H70ZM69 174V175H70ZM76 174V173H75ZM69 175H67V178H68V176ZM72 175H74V174H72ZM80 175V174H79ZM78 175V176H79ZM99 175V174H98ZM133 175V174H132ZM75 177H76V175H74ZM77 176V177H78ZM64 177V176H63ZM62 177V178H63ZM70 177V176H69ZM57 179H58V175H57V177H56ZM65 178V177H64ZM72 178V177H71ZM136 178V179H135ZM80 179V178H79ZM82 179V178H81ZM127 179V178H126ZM125 179V180H126ZM191 179V178H190ZM189 179V180H190ZM64 180V179H63ZM63 180H60V181H62V182H64ZM68 180H70V179H68ZM67 180V181H68ZM188 180V181H189ZM71 181V180H70ZM113 181H116V182H114V183H112ZM62 182H59L58 183V185H60L61 186V183ZM66 182V181H65ZM67 183V182H66ZM69 183H72V182H69ZM185 183V182H184ZM84 184V183H83ZM62 185H63V183H62ZM68 185V183L66 184V186ZM70 186H71V184H69ZM68 185V186H69ZM65 186V185H64ZM81 186V185H80ZM76 187V186H75ZM74 187V188H75ZM57 188V187H56ZM56 188L54 187L51 191L52 192H50L51 193V195L54 197L53 198V200L55 201V203H56V201L60 198V195L59 194H57L56 193ZM63 188L64 187H62V190H59V191H61V193H62V191L64 192V190H63ZM68 188V187H67ZM70 188V187H69ZM73 189V188H72ZM78 189V188H77ZM85 189V188H84ZM66 190V189H65ZM83 190V189H82ZM81 190V191H82ZM67 191V190H66ZM65 191V192H66ZM83 191H85V193H86V190H83ZM82 191V192H83ZM68 192H69V190H68ZM77 192H80V191H77ZM59 193V192H58ZM81 193V192H80ZM82 194V193H81ZM62 195V194H61ZM64 195V194H63ZM70 195H71V193H70ZM76 195H77V193H76ZM72 196V195H71ZM78 196V195H77ZM67 197V196H66ZM70 197V196H69ZM47 198V197H46ZM62 198V197H61ZM60 198V199H61ZM68 198V197H67ZM72 198V197H71ZM69 199V198H68ZM262 199H263V197H262ZM64 200H65V198H64ZM53 201V202H54ZM52 202V201H51ZM60 202V201H59ZM58 202V206H60V207H63V206H61L60 205V203ZM63 202V201H62ZM64 203V202H63ZM66 203V202H65ZM64 203V204H65ZM63 204V205H64ZM54 205V204H53ZM66 205V204H65ZM261 206H264V200H262L261 201ZM55 207V206H54ZM65 207V206H64ZM63 207V208H64ZM57 208V207H56ZM261 208V207H260ZM62 209V208H61ZM59 210V209H58ZM29 211V210H28ZM47 211V210H46ZM30 212V211H29ZM38 212V211H37ZM50 215V214H49ZM239 215V214H238ZM55 217V216H54ZM234 217V216H233ZM241 219V218H240ZM242 220V219H241ZM44 221V222H45ZM236 221V220H235ZM237 223H238V225H234V226H232V229H230L229 227H227V228H225V224L224 223H220L219 225H221L222 227H224L225 228V230H223L224 232V236H226L227 237V239H228V242H229V246H230V248L233 250V249H235V247H237V244L235 243V240H234V237H235V235H236V233H237V229H238V227H239V225H240V223H242L241 221H237ZM55 224V225H54ZM229 224V223H228ZM228 224H226V225H228ZM218 225V224H217ZM217 227V226H216ZM214 228V227H213ZM223 228V229H224ZM206 231V230H205ZM264 233V232H263ZM197 236V235H196ZM196 238V237H195ZM263 239V238H262ZM238 241L240 240V239H237ZM242 240V239H241ZM195 241V240H194ZM197 241V240H196ZM241 242V241H240ZM240 242L238 243L239 245H240ZM257 242H259V241H257ZM254 243V242H253ZM55 244V243H54ZM61 244V243H60ZM259 245H255V244H252V245H254L253 246V250H252V245H251V252L253 251V253L255 254V256L257 255L258 256V258H259V256L260 255H258V254H261L262 252H261V250H263L264 248H263V246H261L262 244L264 245V242H259L258 243ZM55 245V246H56ZM58 246H60V248H61V245H58ZM49 247V246H48ZM57 247V246H56ZM239 247V246H238ZM45 248H46V250H45ZM59 248V247H58ZM59 248V249H60ZM241 248V247H240ZM238 249V248H237ZM236 249V250H237ZM231 250V251H232ZM59 252H57V253H59ZM233 252H234V250H233ZM236 252H238V250L236 251ZM231 254H232V252H231ZM236 254H238V253H236ZM241 254H242V252H241ZM240 254V255H241ZM263 256H264V254H262ZM261 255V256H262ZM194 258L196 259V260H198L199 262L201 261L198 257H197V253H195L194 252ZM233 256V255H232ZM250 256H252V254L250 255ZM254 256V258H256ZM231 257V256H230ZM51 258V257H50ZM240 258H243V257H240ZM262 258V257H261ZM260 258V259H261ZM245 259V258H244ZM248 259V258H247ZM260 259H259V264H260ZM59 259H58V261H60ZM255 261H256V259H254ZM258 260V259H257ZM262 260V259H261ZM51 261V260H50ZM238 261V260H237ZM241 261H243L244 262V260H241ZM240 262V261H239ZM251 262V261H250ZM262 262H263V260H262ZM254 263V262H253ZM264 263V262H263ZM52 264V263H51ZM225 264H226V262H225ZM232 264H238V262H233ZM248 264V263H247ZM250 264V263H249ZM252 264V263H251ZM256 264H257V262H256Z\"/></svg>","mask_w":264,"mask_h":264}]
</instances>
